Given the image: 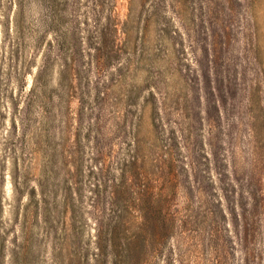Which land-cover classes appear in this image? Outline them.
I'll return each mask as SVG.
<instances>
[{
  "label": "rangeland",
  "instance_id": "1",
  "mask_svg": "<svg viewBox=\"0 0 264 264\" xmlns=\"http://www.w3.org/2000/svg\"><path fill=\"white\" fill-rule=\"evenodd\" d=\"M126 243L264 264V0H0V264Z\"/></svg>",
  "mask_w": 264,
  "mask_h": 264
},
{
  "label": "trees",
  "instance_id": "2",
  "mask_svg": "<svg viewBox=\"0 0 264 264\" xmlns=\"http://www.w3.org/2000/svg\"><path fill=\"white\" fill-rule=\"evenodd\" d=\"M99 242H100V240H99ZM109 243L111 244V243H113V241H112V239H110L109 240ZM131 245H132V243L130 244V243H126L122 248H123V253H125V259L126 260H124V264H129V262H128V258H130V256H128L130 253H131ZM112 249H114V253H115V249H116V244H112ZM99 249V248H98ZM113 253V254H114ZM104 255H106V252H103V251H101V249H99V254H98V264H100V262L102 261H104V260H102L103 258H104ZM127 257V258H126ZM119 262V260H116L115 262H114V264H119L118 263Z\"/></svg>",
  "mask_w": 264,
  "mask_h": 264
}]
</instances>
